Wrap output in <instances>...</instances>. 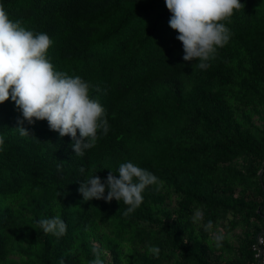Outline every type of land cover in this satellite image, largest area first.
<instances>
[{"label":"trees","instance_id":"obj_1","mask_svg":"<svg viewBox=\"0 0 264 264\" xmlns=\"http://www.w3.org/2000/svg\"><path fill=\"white\" fill-rule=\"evenodd\" d=\"M241 2L229 43L200 69L183 60L165 0H0L10 19L49 34L54 67L89 82L110 124L80 157L46 120L23 121L21 136V111L0 104V264H91L95 248L105 264H257L264 0ZM126 161L155 173L159 190L147 188L129 215L122 201H83L86 175L104 179ZM196 208L219 245L193 223ZM52 216L67 225L62 237L38 223Z\"/></svg>","mask_w":264,"mask_h":264},{"label":"clouds","instance_id":"obj_2","mask_svg":"<svg viewBox=\"0 0 264 264\" xmlns=\"http://www.w3.org/2000/svg\"><path fill=\"white\" fill-rule=\"evenodd\" d=\"M165 4L171 13L168 23L182 42L183 60L195 62L200 69L210 67L218 49L229 43L231 29L226 22L244 7L241 0H165ZM52 44L48 33L36 32L10 19L0 3V104L10 98L21 111L23 119L16 127L21 136L29 135L23 121L34 124L46 120L60 137L70 136L75 155L83 157L100 136L107 135L110 124L104 106L90 95L89 82L54 67L47 55ZM2 145L0 138V150ZM79 172L84 174L86 169L81 167ZM151 186L159 190V177L126 161L104 179L96 172L86 175L78 192L85 202L122 201L127 205L124 214L129 215L140 207L143 193ZM191 219L211 233L219 245L223 235L213 231L211 220L205 222L202 209H194ZM38 223L45 233L57 238L66 234L67 225L60 216L43 218ZM94 252L91 264H105L102 250L95 248Z\"/></svg>","mask_w":264,"mask_h":264},{"label":"built area","instance_id":"obj_3","mask_svg":"<svg viewBox=\"0 0 264 264\" xmlns=\"http://www.w3.org/2000/svg\"><path fill=\"white\" fill-rule=\"evenodd\" d=\"M251 251L257 264H264V232L257 236Z\"/></svg>","mask_w":264,"mask_h":264},{"label":"rangeland","instance_id":"obj_4","mask_svg":"<svg viewBox=\"0 0 264 264\" xmlns=\"http://www.w3.org/2000/svg\"><path fill=\"white\" fill-rule=\"evenodd\" d=\"M241 233V230L240 229H236L235 230V234H240ZM236 239H235V237L233 238V242L236 244Z\"/></svg>","mask_w":264,"mask_h":264}]
</instances>
